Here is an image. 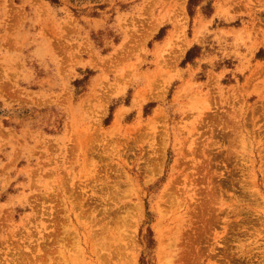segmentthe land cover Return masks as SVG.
I'll use <instances>...</instances> for the list:
<instances>
[{
    "label": "rangeland",
    "instance_id": "374dc122",
    "mask_svg": "<svg viewBox=\"0 0 264 264\" xmlns=\"http://www.w3.org/2000/svg\"><path fill=\"white\" fill-rule=\"evenodd\" d=\"M0 264H264V0H0Z\"/></svg>",
    "mask_w": 264,
    "mask_h": 264
}]
</instances>
